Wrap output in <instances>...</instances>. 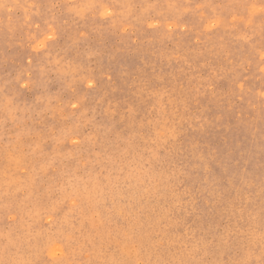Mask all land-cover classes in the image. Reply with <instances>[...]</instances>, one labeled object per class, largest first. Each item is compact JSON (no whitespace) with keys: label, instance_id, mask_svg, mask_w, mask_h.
Segmentation results:
<instances>
[{"label":"rangeland","instance_id":"1","mask_svg":"<svg viewBox=\"0 0 264 264\" xmlns=\"http://www.w3.org/2000/svg\"><path fill=\"white\" fill-rule=\"evenodd\" d=\"M0 264H264V0H0Z\"/></svg>","mask_w":264,"mask_h":264},{"label":"bare ground","instance_id":"2","mask_svg":"<svg viewBox=\"0 0 264 264\" xmlns=\"http://www.w3.org/2000/svg\"><path fill=\"white\" fill-rule=\"evenodd\" d=\"M107 9V8H106ZM105 10V9H104ZM152 24H154V23H152ZM43 43V42H42Z\"/></svg>","mask_w":264,"mask_h":264}]
</instances>
